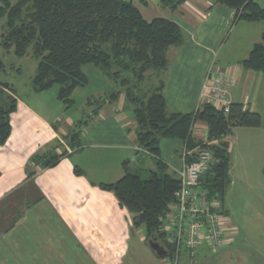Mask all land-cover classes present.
Masks as SVG:
<instances>
[{"label": "crops", "instance_id": "0c3cea01", "mask_svg": "<svg viewBox=\"0 0 264 264\" xmlns=\"http://www.w3.org/2000/svg\"><path fill=\"white\" fill-rule=\"evenodd\" d=\"M133 1L145 19L169 18L178 23L185 35L183 45L170 48L168 66L161 71L169 112L189 113L200 108L205 104L203 92L208 78L221 71L233 80L229 90L232 104H240L244 109L261 114V125L235 128L227 138L231 154L229 189L231 173L233 176L239 158H249L250 151H264V139L260 136L264 135V73L247 69L242 64L254 44L261 40L264 22L236 20L235 9L216 4L213 0H186L175 11L162 7L161 0ZM256 1L264 8V0ZM116 90L112 87V91ZM112 91L102 92L98 97L109 96ZM41 92L33 90L32 97ZM15 96L17 109L11 115L12 132L7 142L0 146V264H102L104 254L97 240L104 238V229L98 225L107 214L110 215L114 204L108 200L89 201L88 207L83 210V204L73 200L57 203L55 199L51 200L57 178L54 184L44 179L75 152L62 158L56 167L39 169L34 180L44 193V199L37 201L19 196L15 202L4 203L6 195L19 191L31 180L27 177L26 168L36 156L35 138L31 140L21 134L29 129L33 132L38 124H44L50 134L60 137L63 143L52 123V120H56V123L61 120L57 115L51 117L50 112L42 109L44 102L37 99L28 101L18 94ZM57 99L62 101L58 93ZM105 100L100 105L94 102V110L98 109L96 112L93 110L90 119V132L93 130L94 137L88 135L89 138L82 142V148L87 146L94 149L92 159L95 166L102 165L103 169L107 162L109 168L114 167L113 174L117 179L112 183L123 177L124 163L130 161V157L138 151L137 123L135 107L129 104L125 92L115 101L108 97ZM70 122L68 120V124H64L65 134ZM193 136L196 140L204 141L208 136L207 124L196 122ZM184 144L180 139L161 140V157L171 171L182 167ZM251 145L255 146L253 150ZM148 166L143 167L155 169V164ZM85 168L87 172L90 169L86 165ZM81 181V186L73 187L70 192H78L79 188V191L94 193L98 198L101 195L105 199L106 196L110 197L104 194L105 189H99V184L86 178ZM115 198V208L121 207L116 195ZM222 210L230 227V240L218 253L205 250L197 258L205 260L203 257H208V264H264V213L255 220H238L226 201L222 204ZM141 235L146 242L144 231ZM162 260L164 263V258Z\"/></svg>", "mask_w": 264, "mask_h": 264}, {"label": "trees", "instance_id": "16d2710c", "mask_svg": "<svg viewBox=\"0 0 264 264\" xmlns=\"http://www.w3.org/2000/svg\"><path fill=\"white\" fill-rule=\"evenodd\" d=\"M185 1L161 0V5L175 11ZM213 1L235 9L236 20L264 22V8L256 0ZM1 18L6 22L0 45L18 56H25L31 49L38 59L32 79L34 91L59 86L58 98L71 107L75 90L90 82L84 66L94 64L118 86L108 96L111 101L125 92L135 107L138 151L153 155L156 168L150 170L148 178H143L131 172L126 161L123 177L101 183V187L113 191L121 207L131 212L133 227L143 229L148 246L150 241L159 243L171 255L173 250L166 241L163 221L174 202L180 179L161 157V140L180 139L189 148L202 145L214 151L219 162L202 177V187L223 204L231 167L229 143L224 138L236 127L261 125V114L235 103L228 114L209 104L189 113L169 112L163 82L158 88L148 90L144 97H138L134 92L138 84L148 72L162 71L168 66V51L183 45L185 35L178 23L169 18L145 19L133 0H17L15 3L4 0L0 5ZM242 64L264 73V32ZM5 68L0 58V71ZM133 79L137 84L131 85ZM15 95L8 82H0V146L12 132L11 115L17 109ZM198 121L207 124V140L217 143L209 145L194 138L193 127ZM70 145L73 152L79 151L81 138L71 135ZM54 149L34 156L28 178L41 169L56 166L69 155L67 151L57 153Z\"/></svg>", "mask_w": 264, "mask_h": 264}, {"label": "rangeland", "instance_id": "374dc122", "mask_svg": "<svg viewBox=\"0 0 264 264\" xmlns=\"http://www.w3.org/2000/svg\"><path fill=\"white\" fill-rule=\"evenodd\" d=\"M2 1L4 0H0V5ZM8 1L15 3L17 0ZM5 22V18L0 19V34L5 31ZM0 58L6 64V68L0 71V82H8L14 88L15 93L21 98L28 101H32V99L41 100L44 102L42 109L50 112L51 117L57 115L61 120L58 123L54 122L56 120H52V123L58 135L62 137L63 143H61L60 137L51 135L49 129L44 124H38L33 132L29 129L21 134V136L31 140L35 138V155L48 154L53 148H55L53 150L54 152L67 151V153L70 154L74 151L70 145L71 135H77L81 138L83 143L89 136L91 138L94 137L93 130L91 131L92 133L90 132L92 122L89 120L90 117H93L92 112L94 108H96L94 102L99 105L102 104L103 101H106L105 99L108 96L98 97V95L102 94V92L112 91V87L113 90L118 89L117 84L115 85V82L111 83L100 68L96 67L94 64H87L84 66V71L88 75L90 82L88 85L75 90L72 96L74 103L71 107H68L65 103L57 99L59 86H55L45 92L37 93L36 97L34 96L35 98L32 97V79L36 73L38 59L34 57L31 49L25 56H18L13 50L4 49L0 45ZM161 75V70L148 72L147 77L138 84L137 90L134 91L135 94H137L138 97H144L148 90L158 88L161 84ZM135 84H137V82L133 79L131 85ZM90 101H92V104H90ZM129 104L131 105V103ZM131 106H133V104ZM68 120H71V124L67 127L68 133L66 132L67 134H65L64 130L66 129L64 128V124H68ZM85 120H89V122L85 124ZM65 136H67V138ZM228 136L225 137L224 140L227 141ZM260 136L261 139H264V135L260 134ZM251 146V150H253L255 146ZM82 149V151L75 152L74 155H69L55 171H51L49 175L44 176V179H46L49 184H54V180L57 178V187L52 193L51 200L55 199L57 203L61 204L73 200L83 204V210L88 207L87 203H89V201L107 202L108 200V202L114 204L113 208L110 210V215L107 214L105 219L101 220L98 225L99 227L102 226V229H104V238L102 240H97V245L104 254L102 264H165L162 263V258L156 256L154 251L143 240L141 235L143 229L136 230L133 227L131 212L124 207L115 208V202L113 201L116 199L115 193L113 191L104 190L101 187V183H111V181L117 179L115 174H113L115 170L113 169L114 167L112 166L109 168L107 162H105L106 165L103 169L102 165L98 167L95 166L92 159V152L94 149L87 146ZM130 158L127 164L130 171L141 175L143 178H148L150 169L144 168L143 166H148L150 164L152 165L151 167H153L155 164L153 155L147 151L141 150L136 151ZM85 165L90 168L88 172L86 171ZM31 168L33 167L30 165L28 169L26 168V172H29ZM154 168H156V166H154ZM254 173L256 174L252 175ZM37 175L38 174L34 175L29 181V184L24 188L6 195L4 203L15 202L19 196L37 201L44 199V193L41 192L37 186L38 184L34 180ZM84 178L92 183L95 182L99 184V189L104 190L106 192L104 194H109L110 197L106 196L105 199V197L103 198L101 195V198H98V195L79 191V188L78 192H70L73 187L81 186V179ZM231 180V185L226 192V199L224 198V201H226V204L233 210L235 218L238 220L253 218L255 220L258 216H261V214L264 213V151L261 152L259 150V152L255 153L250 151L249 158L245 156L241 159L239 158L235 170L233 169V176L231 173ZM203 258L206 259L202 260L197 257L191 259L184 254L182 255L180 264H208V257Z\"/></svg>", "mask_w": 264, "mask_h": 264}, {"label": "built area", "instance_id": "2783aa9c", "mask_svg": "<svg viewBox=\"0 0 264 264\" xmlns=\"http://www.w3.org/2000/svg\"><path fill=\"white\" fill-rule=\"evenodd\" d=\"M232 83V78L221 71L211 74L203 92L205 104L228 114L232 106L229 93ZM204 142L209 145L217 143L207 138ZM181 157L182 167L175 171L180 186L163 221L166 241L173 250L171 255L164 257L165 264H180L184 254L192 259L205 250L219 252L231 237L221 202L202 187V177L219 159L208 147L197 145L189 148L186 144Z\"/></svg>", "mask_w": 264, "mask_h": 264}, {"label": "water", "instance_id": "95a60500", "mask_svg": "<svg viewBox=\"0 0 264 264\" xmlns=\"http://www.w3.org/2000/svg\"><path fill=\"white\" fill-rule=\"evenodd\" d=\"M149 246L156 253V255L159 257H165L168 255L167 250L162 245H160L159 243L150 241Z\"/></svg>", "mask_w": 264, "mask_h": 264}]
</instances>
